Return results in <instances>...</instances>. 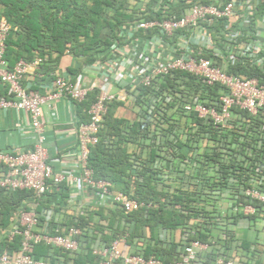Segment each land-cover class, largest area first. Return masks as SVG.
I'll use <instances>...</instances> for the list:
<instances>
[{"label": "built area", "instance_id": "obj_1", "mask_svg": "<svg viewBox=\"0 0 264 264\" xmlns=\"http://www.w3.org/2000/svg\"><path fill=\"white\" fill-rule=\"evenodd\" d=\"M181 1L186 5L180 14H168L166 9ZM159 6L164 10L158 19L138 20L121 27L118 37L122 40L113 41L108 56L90 66L103 79V84L116 90L98 88L96 100L86 111L87 121L75 122L77 146L68 155L70 162L63 158L50 159L41 109L48 100L78 103L94 87L73 82L62 74H53V86L47 95L24 86L23 78L34 75L43 59L37 56L30 62L19 59L8 69L4 53L10 25L0 16V84L5 88L0 94V110L26 112L33 134L30 150L0 151V190L6 194L33 193L9 218L4 238L8 248L0 252V264H74L80 253L90 254L94 264H254L255 260L264 264V142L261 140L264 129H258L259 121H264V0H159L153 5ZM137 32L140 35H135ZM237 64L250 74L228 72L229 67ZM177 72L188 74L205 92L199 89L193 93L181 87L182 93L176 97L164 93L162 99H151L148 114L156 106L161 111L172 107L171 111L179 109L184 115L193 114L195 121L186 124L192 134L199 125L210 127L199 146L190 150L184 165L197 152L209 155L217 152L219 159L226 160L230 154L241 151L238 145L244 148L249 143L243 137L245 127L263 135L253 144V151L246 153L248 158L258 159L253 164L254 174L246 172L247 186L229 188L220 194L222 217L227 213L240 216L237 224L230 226L233 241H226L224 229L218 231L223 247L215 240L199 241L194 229H177L172 233L161 229L158 239L163 246L172 237L178 247L173 258L164 261L155 254L144 255L145 238L128 241V224H122L114 238L104 241L103 233L94 228L99 219L83 224L81 217H85L87 210L81 201L75 208L72 206L76 201L72 194L58 205L46 203L37 212L46 194L59 190L61 185L70 190L89 189L125 215L143 207V203L113 190L109 181L94 178L88 164L89 152L99 141L100 125L111 103H122L135 117L137 86L154 87L159 79ZM212 88H216L215 93L207 91ZM181 137L185 139L186 133ZM200 167L216 173V181L226 168L215 159L202 165L197 163V169ZM230 183L240 184L233 177ZM242 222L255 233L253 240L247 238L252 241L249 251L242 249L241 242L245 239L235 233ZM104 234L108 233L104 231ZM15 239L18 244L10 250ZM39 245L47 248L46 256L33 254Z\"/></svg>", "mask_w": 264, "mask_h": 264}, {"label": "trees", "instance_id": "obj_2", "mask_svg": "<svg viewBox=\"0 0 264 264\" xmlns=\"http://www.w3.org/2000/svg\"><path fill=\"white\" fill-rule=\"evenodd\" d=\"M158 2L159 0H0V16H4L10 25L4 53L7 68L11 69L19 59L30 62L36 56L41 57L43 64L35 73V79L41 81L43 75L60 74L56 63L65 53L80 60L81 67L92 66L108 56L113 41L122 40L118 37L121 27L138 20L158 19L164 10L161 6L153 7ZM185 5L181 1L170 5L166 11L168 14L179 15ZM135 35H140V32ZM228 72L250 74L239 64L229 67ZM157 83L151 88L137 86L134 104L138 112L132 119L114 115V108L122 107V103L113 102L108 106L98 132L99 141L91 147L88 156V164L95 179L109 181L113 190L143 203V207L128 215L120 208L112 207L107 217H102L101 207L90 209L85 212V217H81V221L86 224L99 219L98 223H94V228L103 233V240L106 242L120 232L122 224H128L129 242L135 237L145 238L144 255L155 254L168 261L173 258L178 247L172 237L163 246L158 239L161 229L170 233L177 229H194L196 239L206 243L215 240L221 247L224 243L218 231L224 229L228 238L226 241H233L234 232L230 226L236 225L240 216L227 213L222 217L220 194L229 188L240 189L242 185L247 186L246 172L254 174L253 164L258 159H250L246 153L247 150L253 151V144L263 135L255 132L252 127H245L243 137L249 143L244 148L238 145L241 151L230 154L226 160L219 159L217 152L211 155L204 151L197 152L189 158V164L184 165L190 150L193 146H199L210 127L199 125L192 134V129L188 130L186 124L195 121L193 114L184 115L179 109L171 111L172 107L161 111L156 106L149 115L148 108L152 98L162 99L164 93L176 97V94L182 93L179 89L181 87L192 90L193 93L203 88L188 74L178 72L172 77L159 79ZM203 91L205 92L204 89ZM207 91L215 93L216 88ZM98 94L99 90L94 88L82 101L75 103L80 109L79 121H87L86 111ZM185 116L186 120L182 121ZM258 129H264L263 120L259 121ZM184 132L185 139L181 137ZM261 140L264 142L263 138ZM211 159L226 167L217 181L216 173L205 169L206 164L203 166L205 168L197 169V163L202 165ZM250 162L252 165L248 166ZM231 177L238 179L240 184L230 183ZM64 190L67 189L61 185L57 192L46 194L43 202L39 203L37 212L46 203L58 205L64 201ZM32 197L33 193L29 191L6 194L0 190V225L9 226L11 214ZM101 220L106 224L102 225ZM104 231L108 234H104ZM241 243L242 249L250 250L251 240L245 239ZM17 244L18 239H15L14 244L9 246L10 250L15 249ZM2 248H8V245L4 242ZM33 254L36 257L46 256L48 250L39 245L34 248ZM207 257L210 258V255ZM74 264H94V258L90 254L80 253ZM254 264L261 263L255 260Z\"/></svg>", "mask_w": 264, "mask_h": 264}, {"label": "crops", "instance_id": "obj_3", "mask_svg": "<svg viewBox=\"0 0 264 264\" xmlns=\"http://www.w3.org/2000/svg\"><path fill=\"white\" fill-rule=\"evenodd\" d=\"M57 71L63 76L69 78L73 82L79 81L83 84H91L96 89L105 88L108 91L116 89L109 84H103L101 77L96 76V71L89 67H81L80 60L75 59L70 54L65 53L57 59ZM70 70V71H69ZM54 74V73H53ZM53 74L43 75L41 81L35 79V74L26 75L22 84L40 94L47 95L53 86ZM5 92V88L0 84V94ZM42 121L44 123V134L46 136V147L51 160L63 158L70 160L68 155L75 152L77 146L75 122L80 120V109L75 103H71L67 99L48 100L42 107ZM131 115L129 116V111ZM116 117L132 119L134 115L132 111L126 107H116L113 110ZM33 146V134L30 128L29 116L24 111L17 110H0V151H28ZM70 162V161H69ZM57 163H55V166ZM58 166V165H57ZM58 191V190H57ZM56 191V192H57ZM66 199L71 194L76 196V203L81 201L85 210L97 209L102 210V217H107L111 211V203L98 196L89 189L82 190H64ZM64 192V193H65ZM101 224L106 222L101 220ZM8 226L0 225V252L4 243L5 232ZM237 237L242 239H254L255 233L248 228L247 223L242 222L235 231Z\"/></svg>", "mask_w": 264, "mask_h": 264}, {"label": "rangeland", "instance_id": "obj_4", "mask_svg": "<svg viewBox=\"0 0 264 264\" xmlns=\"http://www.w3.org/2000/svg\"><path fill=\"white\" fill-rule=\"evenodd\" d=\"M129 111V110H128ZM131 115L130 111H129V116Z\"/></svg>", "mask_w": 264, "mask_h": 264}]
</instances>
